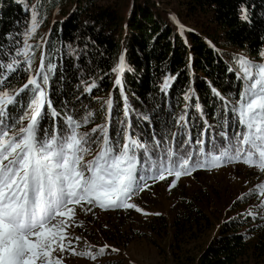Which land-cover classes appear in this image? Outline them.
<instances>
[{"label":"trees","instance_id":"16d2710c","mask_svg":"<svg viewBox=\"0 0 264 264\" xmlns=\"http://www.w3.org/2000/svg\"><path fill=\"white\" fill-rule=\"evenodd\" d=\"M25 1H32V10L48 28L41 45L44 64L52 66L51 72L45 69L48 99L58 112L72 114L77 120L92 113L79 131L90 132L107 124L113 142H123L121 129L126 128L149 146L155 143V135L175 148L173 133H179L177 143L189 134L195 141L211 125L203 137L207 142L223 127L221 96L234 103L243 91L233 52L258 59L264 49V0ZM55 12L56 19L46 23ZM245 12L247 19L242 18ZM27 22L28 11L19 0H0V62L16 58ZM121 56L125 70L116 85L113 69ZM169 77L174 79L162 91ZM27 78L22 65L8 77V89H19ZM91 83L97 87L89 93L85 87ZM30 96L22 95L14 110L10 107V122L23 115ZM108 99L112 100L110 111ZM47 111L44 128L63 123L62 118L53 121ZM185 112L188 126L181 128L177 120ZM98 150L99 144L92 145L93 155ZM85 158L90 160L92 155ZM186 209V216L195 211ZM252 218L222 222L194 264H237L248 253L262 255L264 240ZM191 223L193 220L181 219L177 226L184 229Z\"/></svg>","mask_w":264,"mask_h":264},{"label":"snow or ice","instance_id":"6c2138e0","mask_svg":"<svg viewBox=\"0 0 264 264\" xmlns=\"http://www.w3.org/2000/svg\"><path fill=\"white\" fill-rule=\"evenodd\" d=\"M242 18L247 19L246 12ZM41 22L34 12L23 47L15 52L16 57H24L23 61L13 58L7 63L0 62V264H62L63 255L54 256L57 251L93 260L105 254L108 245L99 247L97 255L91 251L76 252L67 229L76 223L77 206L85 212H91L93 207L104 211L142 212L130 201L151 187L149 181L155 183L173 177L171 189L183 176H190L194 171L216 169L233 162L264 172V64L238 59V79L244 81L243 91L234 103L221 96L223 127L207 142L203 137L211 125L195 141L189 134L177 143L179 133H173L171 140L175 148L155 135L152 137L155 143L149 146L134 138L126 128L121 129L123 142H113L107 124L93 127L90 132L79 131L89 123L92 113L77 120L72 114L60 113L53 107L45 87L49 83L45 69L51 72L52 66L44 64L43 53L35 74L29 75L19 89H8V77L22 65H27L25 71L31 72L34 55L28 40ZM183 30L181 26V33ZM124 70L121 56L113 69L117 74L116 85H120ZM173 79H165L162 91H167ZM96 87L91 83L85 91L91 93ZM213 92L220 96L216 89ZM28 93L31 96L23 115L10 122V107ZM106 107L111 110V99L106 101ZM47 110L53 121L62 118L63 123L44 128L42 121L49 116ZM124 115H129L127 107ZM177 124L181 128L188 126L186 112ZM96 144L99 150L93 155L92 145ZM89 155L92 158L85 159ZM254 195L264 198V183L254 186L241 199ZM259 204L264 207V199ZM85 205L92 207L85 208ZM75 239L79 241L80 237Z\"/></svg>","mask_w":264,"mask_h":264},{"label":"rangeland","instance_id":"374dc122","mask_svg":"<svg viewBox=\"0 0 264 264\" xmlns=\"http://www.w3.org/2000/svg\"><path fill=\"white\" fill-rule=\"evenodd\" d=\"M19 1L28 11L22 48L25 33L32 25L34 11L32 1ZM55 19L56 12L47 18L46 23ZM44 24L41 22L28 40L32 45L31 54L34 55L31 72L25 71L28 78L40 67L41 45L48 30ZM179 32L181 33V28ZM181 34L183 35V32ZM262 53L264 49L258 59H251L241 51L233 52L236 61L234 69L238 76L239 58L253 64H264ZM16 58L21 61L24 59L23 56ZM23 67L26 68L27 65ZM241 83L244 85L243 80ZM26 123L27 121H24L25 125ZM172 179L173 177H169L155 183L149 181L151 187L132 198L130 202L136 204L142 212L134 209L104 211L99 207L85 212L77 206L76 223L67 229L76 252L91 251L97 255L99 247H110L105 254L97 255L95 260L88 256L73 255L71 252L61 254L57 251L54 256L60 258L63 255L62 264H194L198 252L216 233L222 222L245 216L253 217L257 231L260 229L258 234L264 240V207L259 204V200L264 198L254 195L241 199L254 186L264 183V172L239 162L228 163L216 169L194 171L190 176H183L176 186L170 189ZM186 207L195 211L186 216ZM249 212H255L256 215H248ZM192 214L195 217H191ZM202 218L203 221H200ZM174 219L177 224H173ZM181 219H190L193 223L182 229L177 226ZM76 237H80L79 241ZM112 248L118 251L112 252ZM237 264H264V253H248Z\"/></svg>","mask_w":264,"mask_h":264}]
</instances>
